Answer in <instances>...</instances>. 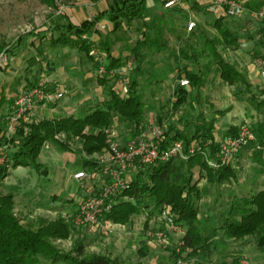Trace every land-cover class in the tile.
<instances>
[{"label": "trees", "instance_id": "1", "mask_svg": "<svg viewBox=\"0 0 264 264\" xmlns=\"http://www.w3.org/2000/svg\"><path fill=\"white\" fill-rule=\"evenodd\" d=\"M51 2L56 6V0ZM263 6L264 0L246 1V7L249 9ZM191 7L197 12L208 11V7L200 5L197 0L192 2ZM148 10V0H111L109 7L98 10L92 19H84L76 24L69 17H58L54 20L53 26L40 35L39 43L49 32V47L70 48L85 54L93 63L96 72H99L100 66L104 65L107 74L99 75L98 83L107 89V94L102 105L84 116L73 114L58 119L31 121L10 138L3 134L7 116L0 117V148L7 146L6 158L10 162V166L0 164V264H39L41 258L52 264H117L106 256L87 255L84 243L77 244L71 252H62L54 245L52 239L67 237L66 224L62 221L45 227L41 224L24 222L14 212V196L3 194L1 188L11 175V170L19 167L31 168L38 174L45 175L47 170L43 168L39 158L47 143H53L59 152L65 153L70 152L67 143L73 138H78L82 142V147L78 151L80 154L105 155L115 140L107 130L114 131L116 127L127 126L135 132L142 131L146 108L139 93V77L143 75L141 63L147 53L154 56L165 54L169 61H174L175 65L167 68V76L173 75L175 81L186 79L189 82L190 89L177 86L171 117H175L177 112L186 106L191 94H194L195 102L202 99L201 92L206 75L201 73L203 71L201 60L205 50L213 53L218 59V71L223 81L230 86L241 85L244 90L240 89L235 95L239 97L243 93L249 94L248 103L262 115V119L252 125L257 140L246 150L253 152L254 161L264 163V100L259 101L246 75L226 62L217 49L220 45L231 49L239 48L240 37L227 27L225 23L227 17L215 19L214 25L218 30L216 38H209L206 32L199 29L197 35L194 32L181 37L177 48H172L161 33H156L155 37H152L144 31L143 38L138 39L135 45L128 49L130 51L128 57L133 59L136 67L128 82L129 91L127 94L123 93L118 79L119 76L124 75L121 73L124 70L120 72L119 69L123 68L126 62L123 58L115 56L114 47L120 42V36L136 22L143 21V26L149 27L146 18ZM103 22H106L105 34L100 30ZM148 30L151 32L150 28ZM36 35L38 34L33 33L25 36L30 39V45L34 47H37ZM96 40L99 42L102 56L105 57L103 62H97L92 54L91 49ZM23 41L24 38L19 39L7 49V53L15 56L16 52L25 46ZM196 42L205 50H199ZM3 49L5 47L0 43V53ZM46 61L49 62V59ZM112 72H119L117 76L115 75L117 84L109 85ZM38 83L36 76H33L28 80L24 91ZM261 94H264V90ZM4 102L0 90V109ZM158 122L161 123V120L159 119ZM213 129L214 121L207 123L204 119L203 124L197 126L191 141L183 131L175 130L170 126L165 133L164 148L175 141H183L187 150L194 141L201 140L203 143H209L208 156L198 151L186 160L174 156L170 161L156 166H137L136 170L126 176L129 179L127 188L116 196L115 205L111 211L101 217V221L127 225L134 216L140 214H146L150 220L155 215H159L164 206H168L176 216V222L186 230L182 239V252L189 250L192 255L210 253L214 241L220 234L235 242H245L253 238L256 246L264 250V188L256 193L232 191L229 195L228 207L216 217L217 226H213L207 220L208 225L204 227L201 222L196 200H201L209 193L210 188H215L218 192L216 199L218 202L220 188L236 182L238 178V172L232 164L218 168L210 167L208 162L215 159L220 147L213 135ZM60 134L67 142L57 139ZM236 134L237 130L231 128L225 138ZM81 170L89 175H96L101 173L102 167L97 158L86 159ZM201 180L206 182L203 188L199 187ZM172 257L177 261L181 254H176L174 250Z\"/></svg>", "mask_w": 264, "mask_h": 264}, {"label": "rangeland", "instance_id": "2", "mask_svg": "<svg viewBox=\"0 0 264 264\" xmlns=\"http://www.w3.org/2000/svg\"><path fill=\"white\" fill-rule=\"evenodd\" d=\"M163 1L148 0L149 10L146 18L149 27H144L143 21L136 22L120 36V42L114 47L115 56L123 58L126 62L119 71L124 70L127 82L130 81V76L136 67L133 59L128 57L130 52L128 49L133 47L138 39L143 38L144 31L152 37H155L156 33H161L172 48L178 47L181 37L194 32L197 35L199 29H203L209 38L218 36L213 30L217 16L213 14L210 16L209 11H205L204 16L201 15V23L194 20L196 26L189 30L191 17L197 13L191 7L195 0H184L182 4L172 9L164 7V4L170 0ZM110 2L111 0H56V6H54L51 0H0V43L5 47L3 51L7 52V49L21 38H24L25 45L16 52L15 56L8 53L10 63L0 71V90L5 100L0 109V117L9 114L16 98L33 76H36L39 82L51 83L56 99L59 100L37 107L32 121L58 119L73 114L84 116L102 105L107 89L98 83L99 73L94 70V65L89 58L78 50L49 47V32L40 40L41 43L39 38L44 30L53 26L54 20L58 17H69L78 24L83 19H92L100 7L104 10L109 7ZM197 2L205 7L209 5V0ZM61 10L63 14L59 13ZM245 18V23L258 27L257 20L249 15ZM105 24L106 22H103L100 28L104 34L107 31ZM103 26L105 29L102 28ZM33 33L38 34L35 36L37 47L31 46L30 39L25 37ZM196 46L199 50H205L198 42ZM91 50L97 62L104 61L105 57L102 56L98 40L95 41ZM245 51H248L247 48L238 53V58L231 57L232 63L235 64L239 59L250 61L251 57L247 56ZM46 59H49V62ZM217 62L218 59L214 54L205 50L201 61L203 70L201 73H204L206 78L218 73V70L215 71ZM141 65L143 75L139 77V93L146 108L143 130L135 132L127 126L116 127L113 138L126 143L139 137L142 132H146L152 126L163 127L165 133L170 126H173L175 130L183 131L192 141L196 128L201 122V118L194 113V105L198 104L201 112L204 113L205 109L209 111V108H205L209 100L202 98L195 102V97L191 94L186 106L180 109L175 117H171L174 93L178 85L182 86L180 82L186 79L175 81L173 75L167 76V68L175 65L174 61H169L165 54L154 56L147 53ZM51 68L53 70H50ZM116 76L110 77L109 85L117 84ZM189 86L186 87L190 89ZM241 88V86H235L234 94L240 92ZM243 97L244 100L248 99L245 94ZM248 104L249 113L255 112L256 108ZM251 117L254 121L255 115ZM159 119L161 123L158 122ZM244 124L253 125L251 122ZM61 135H58L57 139H63ZM67 145L70 152L62 153L54 147L53 143L45 144L39 158L43 168L47 170L45 175L38 174L31 168L19 167L11 170V175L4 181L1 188L3 194L14 196V212L24 222L41 224L45 227L62 221L66 224L67 237L52 239L54 245L62 252H71L77 244L84 243L87 255L106 256L117 264H230L242 258L255 260L252 253L264 252L256 246L253 238L245 242H235L224 238L222 234L214 241L210 253L192 255L189 250L182 252V239L186 230L182 226L177 228L162 221L159 215H155L150 220L146 214L136 215L127 225L102 221L93 226H76L72 215L80 200L93 190L95 184L94 179L78 181L75 175L82 172L84 160L95 159L102 154H96V156L80 154L78 151L82 147V142L78 138H73ZM239 156L242 158L236 165L237 181L220 188L219 201L216 202L218 192L215 188H210L209 193L205 194L201 200H196L204 227L208 225L207 220L213 226H217L216 217L228 207L229 195L232 191L256 193L264 188V173H262L264 163H255L252 153L247 152L246 149ZM98 175L97 180L101 178V174ZM198 178L197 173L196 179ZM205 186V180H201L199 187ZM159 233L164 235L162 240L155 237ZM174 250L176 254H181L177 261L172 257ZM39 264L52 263L41 258Z\"/></svg>", "mask_w": 264, "mask_h": 264}, {"label": "built area", "instance_id": "3", "mask_svg": "<svg viewBox=\"0 0 264 264\" xmlns=\"http://www.w3.org/2000/svg\"><path fill=\"white\" fill-rule=\"evenodd\" d=\"M184 0H170L164 4L166 9H171L183 3ZM208 11L220 17L241 18L249 15L257 21H264V6L260 8L249 9L246 7L245 0H211L208 5ZM63 14L62 10L59 12ZM196 24L189 23L191 31ZM105 29V26L102 27ZM262 41V53L257 58V64L260 68L261 79L264 84V35L260 36ZM99 51V50H98ZM96 52V50H95ZM94 52V53H95ZM101 57V56H100ZM102 59V57H101ZM103 62V61H101ZM10 63L9 55L6 51L0 53V71ZM121 72V71H120ZM99 75L107 74L104 65L99 68ZM119 72H112L110 77L115 76ZM121 73H124L121 72ZM127 78L124 75L119 76L118 83L123 88V93L127 94L129 85ZM183 87L189 85L188 81L180 82ZM56 96L51 83L39 82L33 88L24 91L22 90L12 105L9 114L6 117L4 135L7 138L14 136L20 129L24 128L25 124L32 121L34 111L40 105H46L56 102ZM112 137L114 131L107 130ZM165 131L161 126H152L146 132L128 142L114 140L105 155L99 156L98 160L102 167V185L99 190L93 189L82 198L72 215L74 224L78 227H86L98 225L101 217L112 210L115 205L116 196L125 190L129 184V179L126 177L132 171L136 170L137 166H156L159 163L168 162L174 156H180L183 159H188L190 155L196 152H201L208 156L207 149L209 143L194 141L186 150V145L183 141H175L167 147H163L165 143ZM256 134L253 132L252 125L244 124L239 128L235 136L224 138L219 144V150L215 155V159L209 160V165L212 168L231 164L237 156L240 155L251 143L256 142ZM260 148V146H258ZM7 146L0 148V164L10 166L9 160L6 158ZM94 176L85 172L75 175V179L83 181L84 179H92ZM159 217L162 221L181 228L176 222V216L172 213L171 208L164 206ZM155 237L162 240L164 235L157 234ZM183 245V242H182ZM230 264H258L249 258H242L236 263Z\"/></svg>", "mask_w": 264, "mask_h": 264}, {"label": "crops", "instance_id": "4", "mask_svg": "<svg viewBox=\"0 0 264 264\" xmlns=\"http://www.w3.org/2000/svg\"><path fill=\"white\" fill-rule=\"evenodd\" d=\"M210 1L211 0H209L208 3H210ZM245 1H251V0H245ZM256 1H263V0H256ZM209 14L210 16H212L210 12ZM196 15L191 17L190 22L195 23V21H198L201 23V15H203V13L197 12ZM245 20H246L245 16L241 18H227L225 20L227 27L240 37L239 48L231 49L220 45L217 47V49L219 54L226 62L230 63L238 71L246 75L248 82L252 86V90L259 97V101H263L264 94H261V91L264 90V84L261 79L260 68L257 64V58L262 53V44H260L259 39L260 36L264 34V21H258L256 23L258 27H255V26H250L248 23H245ZM201 30L204 31L203 29ZM213 30L218 34V30L215 27V25ZM244 48H247L248 51L245 52L247 53V56L251 57V60L246 62L243 59H239L235 62V64H233L230 58L231 57L238 58V53L240 51H244ZM216 70H218V65L215 68V71ZM241 89L244 90L243 87ZM234 92H235V86H230L228 83L224 82L218 71V73L210 75L208 78H206L201 92L202 98L204 100H209V104L207 103L205 104V108L206 107L209 108V111L205 109L204 113H202L199 108L200 106L198 104L194 105L195 108L194 113L197 114L199 118H201L200 124H203L204 119H206L207 123L214 121L213 135L215 137L216 142L218 143H220L225 138V136L227 135L228 131L231 128H235L238 133L239 128L242 124L246 122H251L255 124L256 122L262 119V115L259 114L257 111L250 112L251 114L249 113L247 108L248 107L247 105H249L248 101L247 99L244 100L243 97V94H245L246 97L249 96V94L243 93L238 97L234 94ZM200 114H202L201 117ZM253 115H255L254 121L251 120L252 119L251 116ZM247 152L253 153L252 151H247ZM96 157L97 159L99 158L98 156ZM240 158L242 157L237 156L236 159L231 163L234 168H237L236 165L239 164L238 160ZM254 162L260 163L256 161ZM262 173H264V171ZM98 174L93 175L94 177L92 178V180L94 179V184H95L93 189H97V190H99L102 185V174H101V178L97 180L98 178L97 176H99ZM252 256L255 259L253 260L254 262L258 264H264V252L260 254L252 253Z\"/></svg>", "mask_w": 264, "mask_h": 264}]
</instances>
